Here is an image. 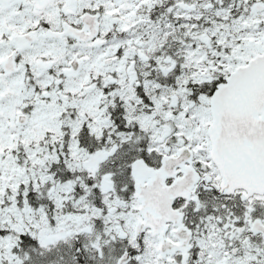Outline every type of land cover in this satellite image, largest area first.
Returning a JSON list of instances; mask_svg holds the SVG:
<instances>
[{"label": "flooded vegetation", "instance_id": "flooded-vegetation-1", "mask_svg": "<svg viewBox=\"0 0 264 264\" xmlns=\"http://www.w3.org/2000/svg\"><path fill=\"white\" fill-rule=\"evenodd\" d=\"M2 2L9 10L38 7L35 22L24 29L18 40L36 32L38 41L45 34L56 44L78 46L65 55L66 71L71 69L75 76L97 51H102L97 57V68L89 72L84 86H78L75 92L67 91V106L61 111L60 119L68 117L79 126L72 130L68 122L63 123L59 131L48 130L38 147L52 152L68 153L74 148L84 152L85 159L74 162V170H69L71 179L66 181L74 185L73 195L90 204L93 200L99 201L97 208L101 211L107 206L106 201L115 200L119 215L131 214L133 219L126 225L119 217L109 221L106 229L101 224L103 239L98 244L87 238L74 240L67 252L69 263L120 264L127 255L123 264H264V192L225 184L213 158L209 132L213 123L212 95L188 89L213 84L214 80L187 85L168 80L172 76L173 62L168 59V32L170 35L184 33L171 24L182 22L168 21V1L0 0ZM81 2L84 5L80 7ZM47 6L52 7L53 20L48 16L40 17L41 9ZM86 14L96 17L100 24L99 35L94 40L80 42L68 36L62 39L50 36L49 31L61 33L67 24L83 29L82 17ZM37 43L21 51L18 41L17 49L12 48L10 55L16 52L17 62L21 64L22 56ZM111 46L116 49L108 54ZM175 47L178 53V44ZM74 60L78 71L71 65ZM109 68L116 69L115 73L110 75ZM183 71L180 67L178 77ZM110 77H114L117 87L124 91L123 97L119 93L106 96L113 88L104 85ZM54 85L48 86V91L56 93L60 99L59 89ZM180 86L184 94L171 95ZM84 94L89 101L87 118L82 123L74 104ZM160 111L163 118L159 129L140 126L139 114L156 117L155 113ZM21 112L27 114L26 110ZM142 206L146 214L156 217L163 225L159 228L161 234L155 235L151 228L137 233L143 221ZM110 227L114 228L108 233ZM162 232H165L163 236ZM162 239L167 243L166 250L161 249ZM28 261L27 256H16L12 264Z\"/></svg>", "mask_w": 264, "mask_h": 264}, {"label": "rangeland", "instance_id": "rangeland-1", "mask_svg": "<svg viewBox=\"0 0 264 264\" xmlns=\"http://www.w3.org/2000/svg\"><path fill=\"white\" fill-rule=\"evenodd\" d=\"M166 1L174 2L168 12L172 18L182 22L178 25L173 22L171 24L178 26L181 33L184 31V39L178 40L177 43L182 54L181 69L185 72L183 71V75L176 80L187 85L190 82L212 80L220 74L225 76L264 52L262 0ZM83 5L81 2L80 7ZM109 9L110 12L113 11ZM37 13L36 5L22 11L14 8L9 10V6L0 3V264H5L3 261L12 264L15 259L13 250L17 245L14 240L16 234L28 233L37 238L43 247L63 245L62 249L68 252L72 242L80 238H87L98 244L103 239L101 224L106 229L109 221L118 220L119 217L126 225L132 223L133 219L131 214L119 215L114 207L115 200L106 201L107 206L101 211L93 205V201L90 204L84 198L75 197L74 185L71 182H56L48 174L47 162L55 160L56 156L50 149L38 145L45 140L44 135L48 130L59 131L63 123L70 122L72 130L79 126L68 117L60 119L61 111L67 106V91L75 92L78 86H84L88 81L89 72L97 68V57L102 51H97L92 60L75 76L71 69L66 71L65 55H68L70 49L77 50L78 46L56 44L44 34L41 40L37 41V45L22 56L18 73L6 77L2 65L10 55L11 49H17L18 36L24 29L32 26ZM52 15V7L41 9L40 17L48 16L53 20ZM108 27H111L110 23ZM112 49H116V46H111L108 54ZM86 52L90 53L88 50ZM94 53L92 51V54ZM52 69L54 72H51ZM108 71L111 75L116 69L109 68ZM176 71V63L173 60L171 74ZM128 75L129 73L126 77ZM209 75L213 76L210 78ZM53 83L54 88L59 89L60 99L56 93L48 91V86ZM104 85L113 87L111 91L108 90L106 96H116L119 93L123 97L124 91L117 87L114 77H110ZM176 93L183 95L184 88L180 86L179 89H174L171 95ZM61 99L64 101H60ZM88 101L87 94H84L74 104L79 110L82 123L87 118ZM24 110L30 117L29 122L20 125L17 112ZM162 112H156L155 117L141 115L143 111L140 110V126L143 129H159V124H162ZM20 142L23 143L25 156L32 160L30 169L19 166L12 156L13 145L16 147ZM30 142L32 145H29ZM63 154L68 170H74V162L85 159L84 152L77 148ZM26 181L32 182L35 190H46L55 205V219H48L45 210L35 209L25 200L20 205L16 194L20 185ZM97 224L100 226L98 229L95 228ZM111 228L114 227H110L108 233Z\"/></svg>", "mask_w": 264, "mask_h": 264}, {"label": "water", "instance_id": "water-1", "mask_svg": "<svg viewBox=\"0 0 264 264\" xmlns=\"http://www.w3.org/2000/svg\"><path fill=\"white\" fill-rule=\"evenodd\" d=\"M83 29L65 25L62 33L49 31L54 39L72 37L80 42H89L99 35V23L96 17L84 15ZM38 40L37 33L23 35L19 49L25 50ZM12 53L3 63L5 76L18 72ZM110 63V62H109ZM74 71L79 70L76 60L71 62ZM213 123L209 132L213 144V158L219 166L225 184L231 188H244L251 192H264V52L251 59L246 65L238 67L225 82L217 85L211 98ZM20 124L28 120L26 116L18 118ZM137 165L134 166V171ZM138 196V195H136ZM142 203L144 202L141 199ZM143 221L137 227V233L151 228L154 234H161L160 223L156 217L143 211ZM164 224V221L162 222ZM165 232H162V236ZM161 249H167L162 239ZM127 256V255H126ZM120 264H123L124 259Z\"/></svg>", "mask_w": 264, "mask_h": 264}, {"label": "trees", "instance_id": "trees-1", "mask_svg": "<svg viewBox=\"0 0 264 264\" xmlns=\"http://www.w3.org/2000/svg\"><path fill=\"white\" fill-rule=\"evenodd\" d=\"M174 2H168V8L172 7ZM169 11V10H168ZM168 21H174V18L171 17L168 12ZM183 35H168V59L171 58L176 63L177 71L168 77V80L175 81L178 77V71L182 64V54L175 51V46L178 44L177 41L184 39ZM227 73L225 76L220 74L214 76L213 84H207L198 88L193 86L188 87L190 92H202L207 93L209 96L213 94L216 89V86L225 81ZM116 112V111H115ZM29 145H32L30 142ZM12 156L17 160L16 163L24 169H30L33 165L32 160L25 156L23 143L20 142L19 145L15 147L13 145ZM56 156L55 160L47 162V171L56 182H66L70 181L71 175L64 163V154L63 152H52ZM26 158H25V157ZM26 195V196H25ZM16 199L22 205V201L25 200L28 205L35 207V209L45 210L48 219L53 220L57 216L55 215L56 209L52 199L46 193V190H35L32 182L22 183L20 185L19 191L16 194ZM93 205L99 207L100 202L93 200ZM1 232V231H0ZM13 236V235H12ZM14 240L17 242L15 245L13 253L16 256L24 257L27 256L30 261L27 264H70V254L67 251L63 250V245H56L53 247H43L37 238L32 237V235L26 234H16L14 235Z\"/></svg>", "mask_w": 264, "mask_h": 264}]
</instances>
